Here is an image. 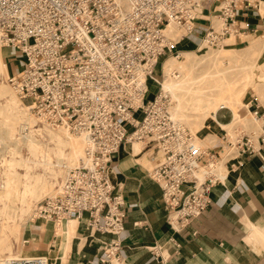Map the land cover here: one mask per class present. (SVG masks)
I'll return each mask as SVG.
<instances>
[{
  "label": "built area",
  "instance_id": "2783aa9c",
  "mask_svg": "<svg viewBox=\"0 0 264 264\" xmlns=\"http://www.w3.org/2000/svg\"><path fill=\"white\" fill-rule=\"evenodd\" d=\"M206 1L0 0V37L23 57L9 82L42 123L87 141L80 163L37 205L35 217L85 221L91 235L111 234L102 246L103 262L118 260L125 229L124 194L111 173L125 143L143 142L163 152L150 175L162 187L167 219L177 232L209 207L211 190L223 178L200 175L221 156L213 147L197 146L161 89L165 59L184 55L179 44L203 18ZM247 5L249 0H224L216 14L223 24L216 27L210 18L198 49L224 47ZM170 24L181 30L179 37L167 31ZM151 85L157 89L148 97ZM252 111L264 122L259 106ZM244 145L254 149L249 137ZM7 264L50 262L41 255Z\"/></svg>",
  "mask_w": 264,
  "mask_h": 264
},
{
  "label": "crops",
  "instance_id": "0c3cea01",
  "mask_svg": "<svg viewBox=\"0 0 264 264\" xmlns=\"http://www.w3.org/2000/svg\"><path fill=\"white\" fill-rule=\"evenodd\" d=\"M223 1H206L203 18L194 22L195 30L181 41L180 49H198L210 18L214 24V9ZM249 2L239 11L227 36L234 37L237 45L248 46L252 38L264 35V0ZM2 53L4 56L3 47ZM5 57L10 75V71L15 72L14 61L8 55ZM254 106L264 112L261 101H254L252 109ZM222 109L214 113L215 128L207 135L219 136L213 147L225 148L222 143L235 145L237 153L225 163L226 173L211 190L209 207L187 227L177 232L170 225L162 187L150 175L148 164L155 165L160 153L143 142H139V150L125 143L111 166L113 181L124 194L126 209L118 260H101L103 243L112 239L111 234L91 235L85 221L80 220H76L74 233L70 234L69 225L74 219H36L31 228L28 223L26 256L44 253L50 264H264V143L260 141L261 134L256 139L242 133L237 142L230 140L229 134H222V124H228L221 122L227 121L228 115ZM247 137L253 150L245 148Z\"/></svg>",
  "mask_w": 264,
  "mask_h": 264
},
{
  "label": "rangeland",
  "instance_id": "374dc122",
  "mask_svg": "<svg viewBox=\"0 0 264 264\" xmlns=\"http://www.w3.org/2000/svg\"><path fill=\"white\" fill-rule=\"evenodd\" d=\"M220 5L221 4L219 3L214 9L216 13L219 11ZM214 24L216 27H221L223 21L222 19H220V17L215 16ZM171 35L179 37V35H181V30H179L175 26V30H172ZM256 38L257 37L252 38L251 40H255ZM228 40L230 39H227L225 42V46L221 48H213L207 45H203L200 49L183 50L184 52H194V55H192V59L194 60V68L192 70H189L188 67H174L172 70L173 72H176L177 75H179L180 73H187L188 82L183 89H180L178 91V99H174L172 98L171 94H168L170 109L175 113L176 119L181 121L186 127L191 130L194 136L195 143H200L201 147L203 148L213 147L216 143V139L219 138V136H216L217 138H215L214 136L207 135V133L211 132V129L215 128L213 122V119L215 118L214 113L220 108H223L222 110L228 113L227 121H221L222 123L228 124H222L223 130L220 132L222 134H229V139L233 140L234 142H237L242 133H247L252 137L258 139L264 128L263 120L257 118L252 111L254 101H261L262 103H264V70L260 67L250 65V62L257 59V57H260V60L264 61V42L261 44L262 47H260V49L254 50L250 53L245 49L247 45L235 44L236 40L234 37L231 38L232 41L229 42ZM227 43L232 44L228 46ZM0 44L4 49V59L6 60V55L10 56L14 61V67L16 71L17 68L20 67L21 60L23 58L21 53L15 51L9 46H6L1 37ZM261 52L263 54L262 56ZM213 53L217 54L214 55ZM184 59H186V57L183 55L180 58H176V62L180 63ZM238 64H244L247 69H243L242 66H240V69H237ZM230 66H232L233 70L230 68ZM8 76L9 73L5 74V72L0 71V86H6L10 89V91L16 96L20 109H27L29 105L28 101L18 96L17 92L9 82ZM156 89L157 86L151 85L148 97L152 96V93H154ZM230 95H232V102L227 103V101L229 100L228 96ZM251 100H253L252 103ZM2 104H5V99L0 100L1 119L4 118L9 111V107H3ZM230 109L233 110V112ZM28 113L32 115L34 119H36L35 124L37 128H40L44 131H46L47 128L53 130L60 129L59 127H51L42 123L36 116L33 115V113L29 109ZM26 133L27 129H24L22 131V134ZM18 134L19 133H16L15 135L16 139L14 138V144H16V147H21L22 144L18 143L19 140H17L19 136ZM71 134L75 137L80 136L74 133ZM14 140L11 141L6 138L3 143H0V176H3V173H5V171L8 169L6 163H2L3 157L11 159L12 157H18L19 155L17 153H14V151L12 150V147H14V144H12ZM44 140H46L48 144L50 152L49 155L54 158L52 159V161L54 160V163H57V161H55V156L57 155L56 151L58 152L59 150H62L63 156L65 155V153H68V148L66 145L63 144L59 147L58 145H55L56 142L51 140L48 136H45ZM127 143H137L142 146V143H139L137 141H129ZM222 145H225L226 147H213L216 151L219 152L221 156L218 163L213 167H202L201 176L211 172L218 175H225L227 170L225 163L237 153V148L235 147V145L231 146L225 143H222ZM85 148L86 147L84 146L82 154H84ZM20 151L24 157H28L30 159L29 162L31 168L26 170L25 166L17 164L16 166L14 165V167H12V170L15 169L17 172H21V174L29 171V175L33 177L41 176L42 174L45 175L46 170L43 169L44 166L41 164V166L38 167V163L37 165H35L36 163L34 164V160H36V158L38 159V157L33 155V158L32 154L28 152V148H26L25 146H22L20 148ZM29 154L30 156H28ZM63 156L61 157L62 159L65 158ZM81 159L78 161V164L80 163ZM163 159L164 155L163 152H161L157 162L162 163ZM78 164H76L75 166H77ZM148 165L151 170L155 166L152 164ZM56 167L55 175L52 177V179L50 178V184L48 185V189L51 192H46L47 194L42 195L40 198H38V200H34V203L26 212L27 214H24L23 218H20V211L14 210L12 209V207H9V203L12 204V202H10V199L8 200L9 202H7V208L4 207L5 199L0 200V257L7 258L12 254L27 255V253L24 251L26 249V247L24 246V242L29 238L30 228L34 225V222L37 219L35 217V208L41 201L45 199V197L53 194L57 190L58 185L60 184L62 179H64L69 169H71L73 166L68 169L65 166H60V168L58 166ZM45 177L47 178L48 175H45ZM2 181L3 179L0 178V183ZM7 221L9 225L18 222H26V225L30 223L29 231L23 230L22 232L23 246L22 238L21 240H17L14 236H11L8 239H4V236L6 237L10 235L9 232L6 233L1 231V229L7 224ZM28 255H30V257L42 255L45 256L46 259H49L48 255L44 253H28Z\"/></svg>",
  "mask_w": 264,
  "mask_h": 264
},
{
  "label": "bare ground",
  "instance_id": "6f19581e",
  "mask_svg": "<svg viewBox=\"0 0 264 264\" xmlns=\"http://www.w3.org/2000/svg\"><path fill=\"white\" fill-rule=\"evenodd\" d=\"M167 29L168 32L172 33V30L173 31L175 30V25L170 24ZM228 41L230 42L232 40L230 39ZM263 42H264V35L258 36L255 40H251L250 44L247 47H245V49L246 51H249L251 53L254 50L260 49V47H262L261 44ZM230 44L232 43H227L228 46ZM217 53H213V54L216 55ZM192 55H194L193 51H185L184 56L186 57V59H184L182 62L180 63L176 62L175 56H168L163 63L165 77L163 80H161V89L163 90V92L167 94H171L172 98L174 99L175 98L178 99V91L180 89H183L187 85L188 75L187 73L185 74L180 73L179 75H177L176 72H173L172 70L174 67H188L189 70H192L194 68V60L192 59ZM262 55L263 54L261 52V56ZM245 65L238 64L237 69H240V66H242L243 69H247ZM250 65L260 67L264 70V61L260 60V57H257V59L250 62ZM251 66H247V67H251ZM230 68L232 69V66H230ZM0 71L5 72V74H8L9 72L8 66L6 65L2 53L1 44H0ZM228 97L229 100L227 101V103H231L232 95ZM3 99H5V104H2L3 107H9V111L4 118L2 119L0 118V143H3L6 138L11 141L14 140L16 133H19L18 134L19 136L17 138V140H19L18 143L28 148V152H30L32 156L34 155L38 157V159L36 158V160L33 159L34 164L36 163L35 165H37L38 163V167H40L42 164L44 166L43 169L46 170L45 175H48V177L46 178L45 175L41 173L42 174L41 176L33 177L29 175V171H26L24 174H21V172L19 173L15 169L12 170V167H14V165L16 166L17 164L25 166L26 170L30 169L31 165L29 162L30 159L28 157H24L21 154L20 148L22 146L16 147V144H14L15 140L13 143L10 141L12 144H14L12 150L14 151V153H17L19 155L18 157H12L11 159H7L5 157H3L2 159L3 160L2 163L5 162L6 165L8 166V169L5 171V173H3L4 174L3 176H0V178L3 179V181L0 183V200L5 199L4 207L7 208L8 207L7 202H9L8 200L10 199V202H12V204L9 203V207H12V209L14 210L20 211V218H23L24 214L30 209V207L34 203L33 202L34 200H38V198H40L42 195L47 194L46 192H51L48 189V185L50 184V178L52 179V177L55 175V167L58 166L60 168V166H65L68 169L78 164V161L81 158H83L85 155V151L84 154L82 153H83V147L84 146L86 147L87 141L83 136L75 137L71 134V132L64 130L62 128H60L59 130H53L47 128L46 131L37 128L35 124L36 119H34V117L28 113L29 106L27 109H23V110L20 109L16 96L6 86H0V100ZM172 115L176 119V115L173 111H172ZM24 129H27L26 134H22V131ZM45 136H48L51 140L55 141L56 142L55 145H58L60 147L61 145L64 144L68 148V153H65L64 156L62 155L63 153L62 150L61 151L59 150L58 152L56 151L57 155L55 154L56 155L55 161H57V163H54L53 162L54 160L52 161V159L54 158H52L49 155L50 153L49 147L46 140H44ZM196 144L197 146L201 147L200 143L196 142ZM132 147H134L136 150H139L141 146L137 143H134L132 144ZM30 154L28 156H30ZM61 155L65 158L62 159ZM75 221H71L69 225L70 234L74 233V226L77 223V221L76 222ZM26 227H27L26 222L25 223L18 222L9 225L7 221V224L1 229V231L6 233L9 232L10 234L6 237L4 236V239H8L9 237L14 236L17 240L19 239L21 240L22 232L23 230L25 231ZM22 246H23V238H22ZM20 257H30V256H26L23 254H12L7 258L0 257V264H7L8 260L20 258Z\"/></svg>",
  "mask_w": 264,
  "mask_h": 264
}]
</instances>
